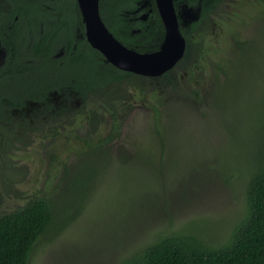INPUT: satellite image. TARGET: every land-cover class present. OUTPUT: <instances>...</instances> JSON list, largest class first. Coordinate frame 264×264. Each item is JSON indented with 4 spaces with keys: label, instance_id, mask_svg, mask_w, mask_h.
Masks as SVG:
<instances>
[{
    "label": "flooded vegetation",
    "instance_id": "flooded-vegetation-1",
    "mask_svg": "<svg viewBox=\"0 0 264 264\" xmlns=\"http://www.w3.org/2000/svg\"><path fill=\"white\" fill-rule=\"evenodd\" d=\"M72 2L74 5L69 9ZM185 4L194 10L196 16L182 23L178 12ZM173 5L185 41L183 54L174 65L159 75L151 76L125 71L110 63L129 74L120 76L116 72L109 83L101 79L100 85L94 84L81 97L75 90L57 92L55 65L52 62L45 64L42 54L33 50L44 39L55 42L57 38L56 42H60L59 38L68 36L85 38V25L77 0H0V101L8 98L12 101L32 98L46 101L20 108H0V115L10 117L3 123L4 128L9 129V138H12L4 140L5 158L23 133L32 138L29 140L27 137L29 141L37 139L36 146L48 141L46 158L38 156L34 174L27 175L28 180H23L24 177L19 180L18 197L23 198L24 193H29V197L44 196L50 193L49 186L54 181L55 184L61 180L69 183L79 181V173L75 170L77 161L108 155L122 162V149L130 146L132 133H124L127 118L137 105L150 111L148 132L153 134L158 153L165 155L158 157L160 163L164 161L166 164L171 158L169 150L175 149L173 143L178 138L171 135L166 123L168 114L175 109L166 107L170 94L167 91L162 93V87L174 92L180 101H186L190 110L201 107L200 130L212 129L217 123L228 128L229 123L222 119L224 111L217 109L220 85L226 81L222 71L231 64L222 60L225 56L233 57L239 51V45L242 50L246 38L253 48L264 44V0H174ZM154 7L157 10L154 0H142L136 3L135 8L123 13L128 35L136 38L135 35L142 31L141 23L148 27ZM106 27L109 31L116 29L114 25ZM64 49L63 46L55 47L50 57L59 58ZM107 63L103 56L97 74H105L104 65ZM124 78L133 81L124 82ZM83 82L87 83L85 77ZM17 84L32 88H18ZM133 87L141 89L142 93L129 92ZM141 96L150 101H143ZM225 109L230 114L232 107L227 105ZM36 121L40 123L31 127L30 124ZM12 135L18 136L13 139ZM13 157L19 158L18 155ZM27 158L29 156L25 152L23 159ZM2 162L3 166L16 165V162ZM40 180L43 183L37 186Z\"/></svg>",
    "mask_w": 264,
    "mask_h": 264
},
{
    "label": "rangeland",
    "instance_id": "rangeland-1",
    "mask_svg": "<svg viewBox=\"0 0 264 264\" xmlns=\"http://www.w3.org/2000/svg\"><path fill=\"white\" fill-rule=\"evenodd\" d=\"M178 14L182 23L196 16L186 4L180 6ZM125 81L133 79L124 78ZM162 90V93L170 94L166 107L175 109L168 114L166 123L171 135L178 138L173 143L175 149L169 152V161L162 170L157 168L160 160L154 152L158 146L152 141L153 134L147 127L150 111L137 105L127 118L124 130V133L132 132L129 145L137 157L129 158L126 163L108 155L77 161L75 170L84 177L83 182L61 180L51 183V194L44 196L51 197L57 219L55 226L52 225L35 243L28 264H120L154 242L159 232L177 230L189 224L195 229L210 225V233L201 232L210 245L225 240L233 223L245 212L244 183L250 170L247 163L252 159L251 149L255 147L250 146L248 136L253 128H257L256 115L264 114V104L258 109L260 104L252 103L253 100L244 104V96L237 100L239 110L244 108L243 113L247 114L248 128H236L240 132L238 138L236 130L225 129L220 123L212 129L200 130L201 107L190 110L187 102L180 101L174 92L163 87ZM258 98L260 96H255ZM38 123L40 121L30 125L33 127ZM12 136L14 139L18 135ZM27 137L32 140L23 133L9 149L7 158L4 152L0 153L4 162H16V165L3 166L0 160V213L24 203L29 193H24L23 198L18 197L19 180L22 177L28 180L27 175L34 174L38 156L46 158L48 141L36 146L38 140L34 138L32 142ZM25 152L28 160L23 159ZM13 155L19 158L14 159ZM258 155L264 157L263 153ZM242 156L246 163L242 162L241 167L236 162ZM86 169L88 171H84ZM226 174L230 176L227 181ZM140 175L144 178L139 179ZM162 181L167 183V193L158 197L155 194L159 193L157 184ZM40 183L42 180L37 186ZM55 227H60L57 232Z\"/></svg>",
    "mask_w": 264,
    "mask_h": 264
},
{
    "label": "trees",
    "instance_id": "trees-1",
    "mask_svg": "<svg viewBox=\"0 0 264 264\" xmlns=\"http://www.w3.org/2000/svg\"><path fill=\"white\" fill-rule=\"evenodd\" d=\"M139 1L142 0H99L100 14L107 26L110 28L112 25L116 26V29H110V31L124 45L140 52L153 51L159 47L164 35V26L155 7L148 27L145 28V25L141 23L139 26L142 31L135 35L136 38L128 35V26L123 20L125 19L123 13L135 8ZM73 5V2L70 3L69 9H72ZM56 40L57 38L53 42V40L44 39L40 44H36L33 50L36 54H42L45 64L52 62L55 65L57 92L75 90L79 96L83 97L94 84L100 85L101 79L109 83L114 79L116 72L120 76L129 74L118 70L110 63L104 65L106 67L104 75L97 74L103 56L98 50L92 48L84 37L68 36L59 38L60 42ZM243 43L242 50L239 45V51L233 57L225 56L222 60L231 64L228 69L222 71L226 81L220 85L221 90L218 96L220 104L217 109L220 112L224 111L225 116L222 119L229 123L228 128H233L232 130L239 127L248 129L245 118L247 114L243 113L244 108H242L243 111L238 108L237 100L241 96L246 97L244 104L252 100V103H259L258 109L264 104V44L253 48L250 40L247 42V38ZM58 46L65 48L63 55L59 58H51L55 47ZM84 77L87 83L83 82ZM16 87L29 90L32 88L21 84H17ZM129 92L141 94L142 90L133 87ZM257 95L260 98L255 99ZM228 97L230 98L226 101ZM143 101L150 100L143 98ZM45 102L39 98L27 101H12L8 98L7 101H0V108H20L26 104L28 106ZM227 105L232 107L230 114L227 112L228 109H225ZM148 108L151 110L152 107L149 105ZM260 114L256 115L257 128H253L248 136V139H251L250 146L255 147L251 149L252 159L247 163L250 170L247 172L244 183L245 212L239 221L233 223L225 240L219 244L210 245L202 238L201 232L210 233L208 228L211 226L195 229L189 224L190 227L189 225L181 226L177 230L159 232L153 239L154 242L139 253L124 259L120 264H264V157H258V153L264 154V119L262 120L264 114ZM260 119L262 123H259ZM6 120H10V117L0 115V153L6 152L1 142L10 137L9 129L6 130L3 126ZM235 132L240 138V132L237 130ZM243 145L244 143L239 144L240 147ZM122 151L123 163H126L129 158L136 157L134 149L130 146L123 147ZM154 154L157 158L165 156L163 153H158V150H155ZM242 158L243 156L237 160L239 162H236L241 167L243 163H246ZM244 158H247V155ZM0 160L3 161V156ZM163 165H165L164 161L159 163L157 168L162 170ZM79 177L83 182L84 177ZM141 178L140 175L139 179ZM229 179L230 176L226 174V181ZM166 185V181L157 184L159 193L155 194L158 197L166 195ZM52 204L51 197L48 199L46 196L35 195L26 198L18 208L0 213V264H28L37 240L52 225L55 226L57 216ZM59 228L55 227L56 232Z\"/></svg>",
    "mask_w": 264,
    "mask_h": 264
},
{
    "label": "water",
    "instance_id": "water-1",
    "mask_svg": "<svg viewBox=\"0 0 264 264\" xmlns=\"http://www.w3.org/2000/svg\"><path fill=\"white\" fill-rule=\"evenodd\" d=\"M164 26V38L157 50L140 52L118 40L104 24L99 0H77L85 25V38L115 67L136 74L156 76L171 68L182 56L185 41L179 30L174 0H154Z\"/></svg>",
    "mask_w": 264,
    "mask_h": 264
}]
</instances>
